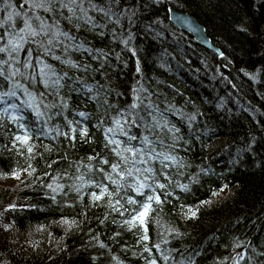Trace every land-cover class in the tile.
I'll use <instances>...</instances> for the list:
<instances>
[{"label": "trees", "instance_id": "16d2710c", "mask_svg": "<svg viewBox=\"0 0 264 264\" xmlns=\"http://www.w3.org/2000/svg\"><path fill=\"white\" fill-rule=\"evenodd\" d=\"M11 2L9 11L24 4ZM31 2L28 16L67 35L26 37L18 53H0L8 61L7 78L0 76V264H264V0H84L75 15L59 0L52 12ZM170 8L200 22L221 55L177 30ZM14 21L0 34L24 27L23 18ZM32 24L39 30L40 21ZM38 59L51 66V79L63 77L60 86L30 79ZM15 68L24 75L11 76ZM29 93L31 107L23 103ZM128 111L140 117L125 125L137 139L115 138L143 148L146 136L155 159L135 165L151 173L120 180L111 165H131L105 136ZM139 182L149 185L143 195ZM103 186L112 194L94 200ZM148 195L161 203L149 202L144 240L139 220L126 221Z\"/></svg>", "mask_w": 264, "mask_h": 264}, {"label": "snow or ice", "instance_id": "6c2138e0", "mask_svg": "<svg viewBox=\"0 0 264 264\" xmlns=\"http://www.w3.org/2000/svg\"><path fill=\"white\" fill-rule=\"evenodd\" d=\"M59 2H60L62 7L68 8L69 11L73 12V15H75L76 8L83 5L84 0H79V3L77 2V0H59ZM28 3H29V0H24V4H21L19 6L18 10L9 11V8L15 9L16 6L14 4H12L11 0H0V13L8 12L6 19H4L2 16H0V28H4L6 24H9V22H12L10 26L12 28H15L16 25H15L14 18H17V17L23 18V23H24V27L19 28L18 32H16V33L8 32L6 30L5 34L8 36L7 43L4 46H0V53L8 52L10 56L12 53H18L19 50L24 47L25 43L31 42L29 40H26V37L35 38V37L41 35L42 33L52 34L53 38L57 34H62L65 36L67 35L66 33H55V34H53L51 32V29L53 26L47 25L42 20V18L38 15L28 16L27 10L24 9V5L28 4ZM54 3H56V0H32L30 7L33 9H37V8L43 9L45 12H52L53 8L51 7V5H53ZM89 3L91 4V0H89ZM92 8L94 11L104 12V14L106 16L109 15V13L106 12L104 10V8H102V7H97L96 5H92ZM82 11H84V14L86 16V10L82 9ZM77 18L79 19V17H77ZM33 19L40 21L39 30H37L36 27H33V24H32ZM86 22H90V19ZM5 34H0V40L5 39ZM48 43H49V45H51L52 40L50 39L48 41ZM28 56L29 57L32 56V49L31 48L28 49ZM56 59H59V57H56ZM7 63H8V61L0 60V76H4L5 78H7V76L5 73V69L3 68V65H5ZM38 63L41 65L39 68V72L34 73V75L30 79L34 80L36 75H39L41 78V81L43 82L45 87L60 86V80L63 79V77H57L55 80L51 79V75H54V73L52 72L51 66L43 63L42 61H39V59H38ZM72 66L76 67V65H72ZM24 67H32L31 61H28L24 65ZM137 71H139V68L137 69ZM16 75H24V74L20 71V68H15L11 72V76L14 77ZM25 78L29 79V77H25ZM15 87H21V86L19 84H17V85H14V88ZM25 91H27V89H25ZM88 91L91 92L92 89L89 88ZM5 95L15 96L16 92H15V90H13L9 93H5ZM28 95H29V100L24 101L23 103L27 104L29 107H31L33 104V101L36 100V97L33 96L31 93H29ZM43 95H44V93H40L41 97H43ZM105 103H106V101H105ZM12 107H17V106L12 105ZM45 107H47V106H45ZM137 107H138V104H136V103H133L131 105L132 110H135ZM4 111L7 112V108H5ZM36 114H37V116L41 115V113L39 111H37ZM79 115L87 118L86 114L83 112H80ZM127 117H135V118L129 120ZM13 119L15 120L16 117H13ZM139 120H140V117H139L138 113H135L134 111H128L126 113L125 118L123 119V123L121 122V119H119V118L114 119L113 124L115 125V127L110 126L106 129V133L110 134V135L105 136V139H106V145L105 146L107 147L108 145H113L114 147L112 148V151L116 152V154L121 157L123 164L124 165H131L130 167H124V168H121L120 163H115V164L111 165V172L116 173L120 177V180L125 179L126 176H128V177L133 176V171H135L136 173H141V172L151 173L153 171L151 168H148V167H146L144 169H140V168L135 167L136 164H146L148 160L155 159V157L151 155V152H153L154 149H150L148 147L150 142L148 141V138L146 136L143 138V142H142L144 144L143 148L132 147L128 144H125V141L118 140L115 138L117 133H119V135L126 137V140L129 142L132 140H136L137 137L135 135H130L129 131L125 130V125L137 124ZM21 127H23V125H21ZM73 131H76V129H73ZM79 135L81 137H87L89 135V133H88L87 129H83V130H80ZM16 139L18 141H21L22 143H27L29 138L27 136H25V137L18 136V137H16ZM85 142H87V141L85 140ZM122 144H124L125 146L121 150ZM146 149H147V151H146ZM28 151L31 152L32 148L29 147ZM124 153H132V159H129L127 156H124ZM159 155H160L159 153H156V156H159ZM145 156L147 157V159H144ZM137 157H139V159H137ZM164 159L169 160V159H173V158L169 157V156H164ZM102 163L108 164L109 161L103 160ZM118 169L120 171H118ZM101 171H103V170H101ZM106 178L108 180H110L111 183H113V184L119 185V183H120L119 180L113 179L112 175L110 173L107 174ZM78 179L82 180L83 177H79ZM144 179L147 180L148 177L145 176ZM146 187H149V185L144 183V182H139L138 186L135 188V191L137 192L138 195H143L144 193L142 192V190L145 189ZM157 187L163 188L164 185L159 184V185H157ZM77 190H79V189H77ZM105 193L109 196L112 194V193L108 192L107 186H103L101 188V193L99 195L95 192L92 193L93 199L94 200H100ZM146 200L148 202H145L142 204V206H141L142 210L136 216H134L132 218V221H126V223H129V224H132L133 226H135L133 224V221L139 220L140 225L144 226V230H145V235L143 236L144 240L148 239L147 234H146L147 233V227L145 226V218L147 217L148 213L152 210L151 203H149V202L154 200L157 204L161 203L159 196L148 195L146 197ZM128 202L133 203V204L137 203V201L132 199V198H129ZM116 203L119 204L120 201L117 200ZM193 215H195V213H193ZM156 247L159 248L158 245ZM261 255H264V253H261ZM163 258L165 260L168 259L167 256H164ZM244 258H245L244 255L241 254L240 259L243 260ZM151 264H156V261L152 260Z\"/></svg>", "mask_w": 264, "mask_h": 264}, {"label": "water", "instance_id": "95a60500", "mask_svg": "<svg viewBox=\"0 0 264 264\" xmlns=\"http://www.w3.org/2000/svg\"><path fill=\"white\" fill-rule=\"evenodd\" d=\"M169 22L179 31L190 35L198 45L220 56V51L211 43L203 25L185 12L176 11L172 8L168 11Z\"/></svg>", "mask_w": 264, "mask_h": 264}, {"label": "rangeland", "instance_id": "374dc122", "mask_svg": "<svg viewBox=\"0 0 264 264\" xmlns=\"http://www.w3.org/2000/svg\"><path fill=\"white\" fill-rule=\"evenodd\" d=\"M15 179L14 178H12V179H8L7 181L5 180V181H3V183L4 184H6V185H11V183L14 181ZM1 185V184H0ZM225 189H223V190H220L218 193H217V196H223V195H225Z\"/></svg>", "mask_w": 264, "mask_h": 264}]
</instances>
